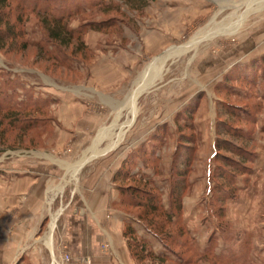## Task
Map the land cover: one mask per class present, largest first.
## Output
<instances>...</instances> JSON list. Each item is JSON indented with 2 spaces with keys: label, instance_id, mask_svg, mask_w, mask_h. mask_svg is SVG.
Listing matches in <instances>:
<instances>
[{
  "label": "rangeland",
  "instance_id": "374dc122",
  "mask_svg": "<svg viewBox=\"0 0 264 264\" xmlns=\"http://www.w3.org/2000/svg\"><path fill=\"white\" fill-rule=\"evenodd\" d=\"M94 1L100 4L94 6ZM208 1L207 12L189 19L182 34L159 53L145 55L134 76L116 88L121 90L118 98L124 100L122 108L86 97L84 113L72 125H64L55 110L58 100L50 94L49 111L31 116L22 112L24 122L26 118L44 121L35 128L29 123H22V127L12 124L10 115L0 112V264H53L54 259L55 264H94L95 254L80 255L72 240L68 245L56 244L65 222L69 224L66 231L76 240L75 234L85 224L79 219H88L87 208L80 204L84 194L81 176L93 160L102 163L132 151L158 121L167 123L164 141L158 149L161 158L158 172H152L151 177L160 188L167 210L176 153L180 148L182 153L192 150L183 219L198 250L188 251L176 244L177 236L186 241L183 230L179 224L168 223L160 211L129 204L120 186L154 191L150 185L133 178L118 183L114 180L118 198L106 211L108 218L116 213L125 216L124 225L118 224L121 231H116L121 237L118 251L123 247L125 253H116L104 225L100 228L88 220L98 235L93 245H99L101 254L112 257L114 264H175L168 258L156 260L146 252L143 259L135 256L140 248L136 249V245L145 238L156 255L165 252L176 260L175 254L148 231L145 222L165 240L173 235L175 243L169 242L179 254L190 258L186 264H264V126L260 130V125H264V103L249 85L229 80L234 88L227 90L219 84L224 76H218L226 69L221 58L238 44V33L248 35L264 25V0ZM8 2L5 14L2 16L0 12V91H17L20 96L16 95L15 100L23 99L25 90L36 96H49L47 91L54 84L65 87L88 82L89 68L98 66L103 55L127 44L125 26L137 30L136 20L149 17L141 1L133 4L132 0H103V3L86 0L88 8L64 22L68 30L75 32L70 46L58 45L66 55L74 57L75 70H72L37 46L36 43L49 40L41 22L44 16L29 11L21 13L17 0ZM171 22L175 29L174 21ZM135 77L140 79L136 87L138 96L133 102L136 85L131 83ZM193 100L197 102L190 110ZM240 109L250 118L242 119L230 112ZM132 114L135 120L129 125ZM155 131L156 128L152 134ZM220 145L242 153L249 171L234 175L231 184L218 177L219 167L233 171L232 164L241 158L227 148L219 151ZM108 147L112 149L106 156L92 157L83 165L91 155ZM40 149L56 154L54 167L47 157L31 153ZM44 172L47 176L54 172L59 186L55 191H46L41 207L36 188L46 183ZM31 177L35 181L29 184ZM227 193L232 197H226ZM131 223L139 237L127 233ZM215 231L219 237L213 253L224 258L221 262L205 255L209 237ZM65 254L70 255L69 261L63 260Z\"/></svg>",
  "mask_w": 264,
  "mask_h": 264
},
{
  "label": "crops",
  "instance_id": "0c3cea01",
  "mask_svg": "<svg viewBox=\"0 0 264 264\" xmlns=\"http://www.w3.org/2000/svg\"><path fill=\"white\" fill-rule=\"evenodd\" d=\"M133 4L139 3L141 1L143 9H145L148 18L137 19V27L135 30L128 26L124 28V37L127 39V44L124 48L120 47L116 51L108 52L102 56L98 66L89 68L91 76L88 82L79 84L78 86H58L53 85L50 87V91H47V95L52 94L57 100L56 111L58 114V119L63 122L64 125H72L86 110L87 104L84 102L86 97L92 98L95 97L101 102L109 105L110 107H123L124 100L118 98L120 91L116 88L118 86H124L125 82L134 76L135 71L138 70V66L145 58V55L157 54L164 47L167 46L174 38L181 35L183 28L186 27V23L189 19H193L201 12H207L209 9L208 0H132ZM135 6V5H134ZM136 7V6H135ZM168 17V18H167ZM171 19L174 24L169 21ZM169 21V22H167ZM239 42L234 46L231 51L222 56V60L226 62V69H231L234 64H241L244 67L250 65L252 61L264 56V25L259 28V31L251 32L248 35H245L243 32H239ZM248 36H250L248 38ZM225 72L220 74L221 78L225 76ZM219 77V78H220ZM136 77L132 80L135 89L132 93V101L138 96V89L136 90L139 79ZM130 80V79H129ZM222 81V80H221ZM258 99L261 103H264V78L262 79L260 85L257 87ZM46 95V92L44 93ZM141 93L139 92V95ZM137 95V96H136ZM117 97V98H116ZM135 102V101H133ZM132 102V103H133ZM114 103H117L114 105ZM135 105L133 103L134 108ZM133 118L130 120L129 125L135 120V116L132 114ZM164 121H158L153 125L154 128L147 133L146 139L142 140L140 144L147 141L152 135V131L157 127L163 126ZM260 130L263 129L264 125H260ZM149 137V138H148ZM138 145V146H139ZM137 145L134 147H138ZM112 147H108L95 155H91L90 159H86L85 165L92 157H98L99 155L107 154ZM131 151H127L124 154H121L119 158L107 159L105 162L98 163L94 160L90 163V166L87 168V171L81 176L82 186L84 189V194L80 198V204L84 205L87 208L88 219L85 220L80 218L79 221L84 222V228L79 229L75 234L74 239L66 231V228L69 226L67 222L64 223V229L62 232L57 234L56 244L75 243L76 252L80 255L90 256L92 253L95 254L94 264H114L113 258L109 256H103L99 245H93L94 239L98 236L91 228L89 221H92L97 224L98 227L105 226V231L107 235L112 239V243L115 246L116 253L119 255L125 253L123 247L119 252V245L121 244V237L119 235V230L121 231L122 226L124 225L125 216L122 214H113L112 217H107L108 205L112 201L118 198V188L114 183V176L116 172L121 168L124 160L127 158L128 154ZM161 152V151H160ZM31 153H34L36 156H44L47 159H50V166L54 167L55 158H58L54 152H46L43 149L32 150ZM162 154V152H161ZM106 156V155H105ZM41 162V161H40ZM46 164L45 162H43ZM64 167V166H63ZM140 169L143 172L148 174V177L152 176V169L146 168L143 166L142 162L134 167L133 172L136 173ZM34 173V172H32ZM75 173H77L75 171ZM44 174L45 184L36 188L38 191L37 196L40 198L38 206H44L43 200H45L44 195L46 191L58 189L59 181L54 174L50 172V175ZM26 179V178H24ZM44 180V179H43ZM35 181L33 177L29 178V184ZM36 183V182H35ZM60 189V188H59ZM185 199V197H184ZM185 202V201H184ZM183 202V203H184ZM77 219V218H76ZM89 220V221H88ZM122 223L121 225H118ZM54 226V224H52ZM94 226V225H93ZM34 228V227H33ZM51 229V233H52ZM117 231V232H116ZM49 243L51 245L52 238L49 235ZM20 246V244H18ZM52 247V245H51ZM121 247V246H120Z\"/></svg>",
  "mask_w": 264,
  "mask_h": 264
},
{
  "label": "trees",
  "instance_id": "16d2710c",
  "mask_svg": "<svg viewBox=\"0 0 264 264\" xmlns=\"http://www.w3.org/2000/svg\"><path fill=\"white\" fill-rule=\"evenodd\" d=\"M9 0H0V12L2 11V16L5 14L4 10L9 6ZM18 6L17 8L20 10L21 13L25 11L34 12L39 15L44 16L41 19L42 25L44 29L47 31L49 40L44 39L45 41L36 43L38 47L43 48L45 53L49 54L53 57L57 62L65 65L67 68L75 70L72 65V60L74 57L66 55L65 52L60 49V45L65 47L70 46L71 40L73 38V31L68 30L67 26L65 25V21L68 18L72 17L77 13H81L85 9H87L86 0H17ZM96 1H94L95 3ZM103 3V0H101ZM93 5L97 6V2ZM92 6V4H90ZM23 15V14H22ZM49 18V19H48ZM114 23L116 21L114 20ZM1 25V23H0ZM101 27V26H99ZM13 30V27H12ZM21 32V31H20ZM10 33L9 35H11ZM14 37L17 36V33H13ZM53 40V41H52ZM59 45V46H58ZM50 49V51H49ZM49 52V53H48ZM10 74V73H9ZM264 78V56L255 59L250 63L249 66L244 67L241 64H236L234 68H232L227 75L224 76V79L219 83L220 86L225 87L227 90L233 89L234 86L231 85V81L229 80H239L246 85H249L253 91L254 95L258 98V91L257 87L260 85L262 79ZM25 96L23 99L15 100L14 97L19 95V93L12 92L7 93L6 91H0V112H6L10 115V121L12 124L18 126H24L22 123H29V126L34 125V128L38 125H42L44 123L41 119H30L26 118L27 122H24L25 117H21L22 112H28L29 116L34 114H40L42 112L49 111V107L52 104V100L50 96H36L34 93H30L29 91H24ZM20 96V95H19ZM197 101L193 100L190 104V110H192L195 106ZM230 112L233 115H238L240 118H246L250 115H246L247 113L240 109L239 111L236 110L234 112L231 110ZM8 117V118H9ZM50 118V117H49ZM48 118V119H49ZM32 123V124H31ZM166 131V125L158 127L154 134L150 136V138L140 144L138 147L134 148L124 160L121 168L116 172L114 176V180L116 183L121 182L127 178L129 179H138L139 181H143L146 185H150L154 191H148L147 189H143L140 187H132V189H127L126 187L120 186L121 193L127 198L129 204L133 205H141L147 210L152 212L160 211L165 220L168 223L179 224L181 226L182 233L186 237V241L181 240L178 236L176 237V244L180 245L182 248L185 247L186 250L195 251L198 250V247L193 240V236L189 229L186 228L183 219V198L185 191L189 188L190 183L188 179V173L191 170V165L193 161V154L189 150L185 153H182L179 149L176 153L175 162H174V171L172 172L170 178V187H169V210H167L162 201V195L160 188L156 185L153 178L146 172H143L140 169L138 172L134 173L133 169L138 164V162H142L143 166L146 168L152 169L153 172H158V167L160 165V155L158 154V149L160 148L161 144L164 141ZM226 149L231 152L232 154L239 156L241 158L240 161L233 163V171H226L219 167V175L218 177L224 179L231 184L234 175L244 174L249 172L247 167H245V157L242 153L235 150L232 147H224L223 145L219 146V151ZM244 150L245 148L242 147ZM246 150V149H245ZM216 155V154H215ZM213 158H217L216 156ZM225 162V161H224ZM226 164L230 165V163L225 162ZM122 178V179H121ZM234 182V181H233ZM221 184V183H219ZM221 189H223V185L221 184ZM231 196L229 193L226 194V197ZM214 211H212L213 213ZM213 215V214H212ZM211 216V215H210ZM145 227L154 234L162 245L169 250L172 254H175L176 260L169 258L168 254L165 252L162 255H156L151 249L150 244L145 238H142V244H137L136 249L140 247L139 252L135 253L137 258H144V252L147 253L148 256L154 257L156 260L165 261V260H173L175 264H186L190 261L189 257H186L183 254H179L172 245L171 242H174L173 235L168 236L167 240L162 238L156 231L150 227L148 224L143 222ZM127 233L136 234L137 230L134 225L129 224L127 227ZM218 231L213 232L209 237V245L205 249V255L210 256L212 258H216L217 261L221 262L224 259L222 256H218L213 253L214 242H216L219 234ZM139 237V236H138ZM171 241V242H169ZM175 243V242H174ZM144 255V256H143ZM168 258V259H167Z\"/></svg>",
  "mask_w": 264,
  "mask_h": 264
},
{
  "label": "built area",
  "instance_id": "2783aa9c",
  "mask_svg": "<svg viewBox=\"0 0 264 264\" xmlns=\"http://www.w3.org/2000/svg\"><path fill=\"white\" fill-rule=\"evenodd\" d=\"M63 260H67V261H69L70 260V255H68V254H65L64 256H63ZM55 259H54V263L53 264H55ZM85 261V260H84Z\"/></svg>",
  "mask_w": 264,
  "mask_h": 264
},
{
  "label": "bare ground",
  "instance_id": "6f19581e",
  "mask_svg": "<svg viewBox=\"0 0 264 264\" xmlns=\"http://www.w3.org/2000/svg\"><path fill=\"white\" fill-rule=\"evenodd\" d=\"M164 61V60H163ZM161 63H162V61H161Z\"/></svg>",
  "mask_w": 264,
  "mask_h": 264
}]
</instances>
